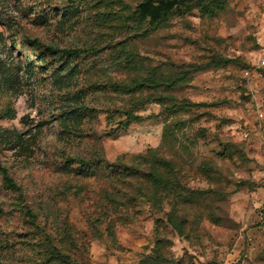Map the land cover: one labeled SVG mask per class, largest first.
Here are the masks:
<instances>
[{
    "label": "rangeland",
    "instance_id": "obj_1",
    "mask_svg": "<svg viewBox=\"0 0 264 264\" xmlns=\"http://www.w3.org/2000/svg\"><path fill=\"white\" fill-rule=\"evenodd\" d=\"M263 30L264 0H0V165L16 185L0 174V264H264ZM153 72L180 77L165 106L112 87ZM164 130L199 193L175 229L167 198L124 206L100 176L162 149Z\"/></svg>",
    "mask_w": 264,
    "mask_h": 264
},
{
    "label": "trees",
    "instance_id": "obj_2",
    "mask_svg": "<svg viewBox=\"0 0 264 264\" xmlns=\"http://www.w3.org/2000/svg\"><path fill=\"white\" fill-rule=\"evenodd\" d=\"M148 3L157 1L158 3L166 4L170 2H178V0H146ZM178 8V7H176ZM176 10V9H175ZM172 11H164L162 15H157L154 19V27L164 24L170 15H173ZM124 22L122 23V25ZM33 45H37V41H31ZM38 46V45H37ZM259 48V42H257V49ZM256 49V51H257ZM53 50V49H52ZM56 51V50H55ZM57 52L66 58H77L88 53V49H78V48H62L57 49ZM126 54V53H125ZM128 54V53H127ZM138 61H134L133 58L128 57L125 61L127 68L132 69V71L137 72L139 69L137 67ZM219 63L225 64L230 62L228 59H223L218 61ZM129 64V65H128ZM145 68H140V71ZM157 71V68L154 69ZM154 73V72H153ZM171 73H154L145 75H136L130 79V84L127 85H115L114 90L125 91L127 94L135 95L137 92L139 94L144 93L142 98L145 102H155L162 106H165L163 103V96L166 93H169L171 90H175V84L179 82L180 77L173 78ZM179 78V79H178ZM152 91L151 94L147 92ZM159 94H158V93ZM137 93V94H138ZM165 93V94H164ZM150 97V99H149ZM167 97L171 99V96ZM140 99V98H139ZM138 100V99H136ZM131 100V101H136ZM166 100V99H165ZM173 101V100H172ZM126 121L123 123L124 126H127L133 120H137L138 116H132L129 112H126ZM173 137L171 136L170 131L164 130L162 133L161 144L162 149L159 150L147 149L144 152L132 155L129 157L130 164L125 162H112L105 167L104 172L100 173L101 177L106 178L107 180L113 181L116 187L121 191H124L126 194L124 206L130 205L131 202L128 201V197H132L133 201L136 200H145L153 206L159 207L163 199L167 198L169 201L170 211L167 213L166 220L167 222L175 229L177 228V222H175L173 216L175 213V208L181 203H192L191 200L195 198L199 193L196 191H188L179 182L181 175L182 164L173 163L171 160H166L163 157V153H168L169 148L172 147V144L175 143ZM172 139V140H171ZM158 148V147H156ZM161 151L159 154L158 152ZM170 151V150H169ZM123 158V157H122ZM121 159V158H120ZM123 160V159H121ZM78 162H83L82 159H79ZM186 164V163H185ZM84 165V164H83ZM209 167V164H204L205 167ZM202 169V170H203ZM207 176L211 179L215 175L212 168L205 171ZM95 174L96 171L92 170L91 174ZM179 173V174H178ZM0 174L2 180L7 188L15 189L16 185L13 179L8 175L7 169L0 165ZM126 182V183H125ZM198 193V194H197ZM197 194V195H196ZM196 195V196H195ZM114 195H111L112 197ZM186 205V204H181ZM53 250L52 259L64 260L67 258V255H63L57 249L51 246Z\"/></svg>",
    "mask_w": 264,
    "mask_h": 264
},
{
    "label": "built area",
    "instance_id": "obj_3",
    "mask_svg": "<svg viewBox=\"0 0 264 264\" xmlns=\"http://www.w3.org/2000/svg\"><path fill=\"white\" fill-rule=\"evenodd\" d=\"M255 69L264 70V30L261 40L259 41V48L256 51V58L253 63ZM262 207L264 208V196L262 200Z\"/></svg>",
    "mask_w": 264,
    "mask_h": 264
}]
</instances>
